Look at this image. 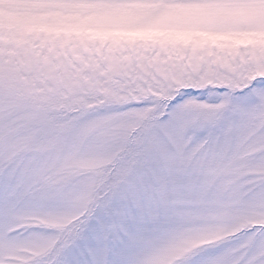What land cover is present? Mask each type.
Listing matches in <instances>:
<instances>
[{
	"label": "snow or ice",
	"instance_id": "snow-or-ice-1",
	"mask_svg": "<svg viewBox=\"0 0 264 264\" xmlns=\"http://www.w3.org/2000/svg\"><path fill=\"white\" fill-rule=\"evenodd\" d=\"M0 264H264V0H0Z\"/></svg>",
	"mask_w": 264,
	"mask_h": 264
}]
</instances>
